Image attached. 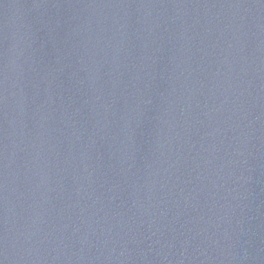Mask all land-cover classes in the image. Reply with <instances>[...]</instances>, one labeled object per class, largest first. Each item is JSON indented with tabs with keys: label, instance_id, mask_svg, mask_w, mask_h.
I'll list each match as a JSON object with an SVG mask.
<instances>
[{
	"label": "water",
	"instance_id": "1",
	"mask_svg": "<svg viewBox=\"0 0 264 264\" xmlns=\"http://www.w3.org/2000/svg\"><path fill=\"white\" fill-rule=\"evenodd\" d=\"M0 264H264V0H0Z\"/></svg>",
	"mask_w": 264,
	"mask_h": 264
}]
</instances>
